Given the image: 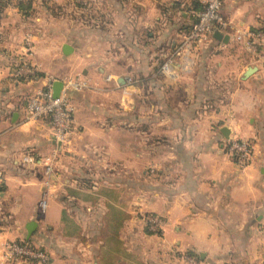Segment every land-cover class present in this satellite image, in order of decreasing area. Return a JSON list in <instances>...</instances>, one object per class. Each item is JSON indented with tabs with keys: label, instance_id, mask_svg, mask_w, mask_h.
Wrapping results in <instances>:
<instances>
[{
	"label": "crops",
	"instance_id": "0c3cea01",
	"mask_svg": "<svg viewBox=\"0 0 264 264\" xmlns=\"http://www.w3.org/2000/svg\"><path fill=\"white\" fill-rule=\"evenodd\" d=\"M25 1L0 0V264H36L5 261L13 240L50 264H264V0H224L227 40L213 32L172 74L160 66L207 0ZM249 32L255 53L236 39ZM47 77L87 84L64 143L23 121ZM233 138L252 145L245 168Z\"/></svg>",
	"mask_w": 264,
	"mask_h": 264
},
{
	"label": "built area",
	"instance_id": "2783aa9c",
	"mask_svg": "<svg viewBox=\"0 0 264 264\" xmlns=\"http://www.w3.org/2000/svg\"><path fill=\"white\" fill-rule=\"evenodd\" d=\"M25 1V0H19ZM224 0H207L205 7L198 13L197 19L184 36L181 44L176 48L173 56H168L160 66V71L172 74L175 56L183 59L187 65L190 62L191 53L199 43L206 41L215 30L224 31L227 22L222 14ZM262 35L260 32L238 33L237 41L246 51L255 53L256 45L254 39ZM34 68L25 67L24 73L33 75ZM19 74V73H18ZM53 77L46 78V84L42 89L34 92L27 101L23 121L45 120L53 130L56 141L64 143L74 131L73 107L70 101V93L87 87L85 81L78 77H68L63 80L62 87L57 97L53 94ZM131 82V78H128ZM227 150L239 168H245L251 161L252 145L245 139H231L227 144ZM34 161L32 157L26 158ZM53 172L52 166L47 165L46 173ZM147 230L159 233L163 228V220L153 213L139 215ZM5 261L21 260L27 263L50 264L48 253L41 247L35 246L27 240L8 241L4 245ZM184 260L189 264H200L193 256L182 254Z\"/></svg>",
	"mask_w": 264,
	"mask_h": 264
},
{
	"label": "water",
	"instance_id": "95a60500",
	"mask_svg": "<svg viewBox=\"0 0 264 264\" xmlns=\"http://www.w3.org/2000/svg\"><path fill=\"white\" fill-rule=\"evenodd\" d=\"M213 37L218 39V40L226 41L228 36L224 35L220 30H215L213 33ZM63 50L65 53H67L70 51V48L68 45H65ZM61 87H62V82L58 79L54 80L53 94L55 97H57L59 95V93L61 91ZM34 227H35V222H31L27 226V231H28L29 235H31L33 233Z\"/></svg>",
	"mask_w": 264,
	"mask_h": 264
},
{
	"label": "trees",
	"instance_id": "16d2710c",
	"mask_svg": "<svg viewBox=\"0 0 264 264\" xmlns=\"http://www.w3.org/2000/svg\"><path fill=\"white\" fill-rule=\"evenodd\" d=\"M30 4H31L30 0H27L25 2H19V7L23 10V12L25 14H27L29 12V9H30ZM77 4L81 5L80 2Z\"/></svg>",
	"mask_w": 264,
	"mask_h": 264
},
{
	"label": "rangeland",
	"instance_id": "374dc122",
	"mask_svg": "<svg viewBox=\"0 0 264 264\" xmlns=\"http://www.w3.org/2000/svg\"><path fill=\"white\" fill-rule=\"evenodd\" d=\"M139 219H140V217H139ZM140 221H141V219H140ZM142 222V221H141ZM143 224V223H142ZM143 226H144V224H143ZM145 227V226H144ZM146 228V227H145Z\"/></svg>",
	"mask_w": 264,
	"mask_h": 264
}]
</instances>
